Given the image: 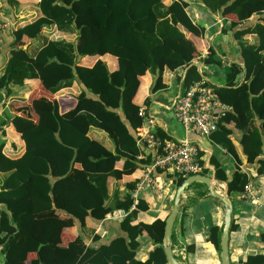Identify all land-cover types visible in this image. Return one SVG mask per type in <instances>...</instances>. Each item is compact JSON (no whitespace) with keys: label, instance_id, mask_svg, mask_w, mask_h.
Listing matches in <instances>:
<instances>
[{"label":"trees","instance_id":"16d2710c","mask_svg":"<svg viewBox=\"0 0 264 264\" xmlns=\"http://www.w3.org/2000/svg\"><path fill=\"white\" fill-rule=\"evenodd\" d=\"M201 1L213 14L236 17L235 21L226 22L228 31L236 29L253 14H264V0ZM36 6L40 17L12 32L9 58L0 76V92L7 98L11 85L37 80L46 92L58 95L77 79L98 100L88 99L81 90L78 96H73L75 109L65 116L58 113L55 103L51 112H39L38 124L19 116H13L7 122L4 134L11 128L18 138L12 145H21L23 153L10 157L0 144V174L6 175L0 183V204L5 206L0 209V248L6 256L5 264H17L22 249L31 241V226L23 222L52 209L49 176L63 179L76 164L84 171L93 190L75 186L62 207L63 212L84 227L89 217L100 221L115 209L128 211L132 205L129 194L118 200L114 208L105 204L108 200L107 179L118 182L122 177L130 176L136 166L131 157L138 153L136 139L116 111L120 110L129 127L136 131L143 122L138 114L141 107L133 102L141 77L146 74L157 77L153 90L163 88L164 71L185 70L184 88L202 80L192 64L196 48L188 36L200 37L204 29L193 24L185 12L187 4L181 0L169 4L165 0H39ZM50 26L59 32L77 33L75 43L47 42L33 56L29 55L22 48L26 44L23 39L33 41L43 28ZM225 31L222 28V32ZM246 35H254L256 42L243 41ZM234 38L240 46L243 63L242 66L230 64L224 86L213 87L220 102L231 110L222 114L216 130L209 136L210 142L223 149L236 163L235 171L227 181L225 173L212 161L215 178L227 181L229 196L241 194L244 186L251 183L250 176L238 166L240 157L233 140L236 132L240 135L238 145L245 162L256 165L253 169L256 177L264 175V24L236 31ZM104 56L115 59L114 71L108 70L101 59ZM78 57L95 58L96 61L91 66H83L78 63ZM202 63L220 65L212 50ZM240 76L243 80L238 82ZM86 101L92 102L89 109L84 105ZM76 115L82 117L87 130L82 132L73 125ZM91 128L105 133L114 151L91 140L87 135ZM156 139L164 142L165 138L158 132ZM202 157L199 152L200 164ZM117 163H121L120 169L116 168ZM137 181L126 184V190L131 192ZM183 181L182 177H177L176 187ZM28 182L30 187L27 189ZM27 201L29 205L22 210ZM144 208L138 201L134 210L120 221L127 240L117 238L108 245L91 249L85 264H166L161 246L164 221L132 225ZM232 228L230 222L229 230ZM143 233L155 246L147 260L141 262L136 259V250ZM208 240L218 247L217 228L209 230ZM259 240L264 243V231ZM45 253V247L40 249L38 264H57L62 260L48 262ZM242 264H264V255H249Z\"/></svg>","mask_w":264,"mask_h":264},{"label":"crops","instance_id":"0c3cea01","mask_svg":"<svg viewBox=\"0 0 264 264\" xmlns=\"http://www.w3.org/2000/svg\"><path fill=\"white\" fill-rule=\"evenodd\" d=\"M38 1L0 0V24L4 26L0 32V76L9 58L10 46L13 40L12 32L40 17L36 6ZM172 1L175 0H165V3L169 4ZM181 1L187 4L185 12L193 24L204 29L200 37L188 36L196 48L192 64L196 66L202 80H205L214 88H221L224 86L226 76L229 73V65L234 63L242 66L243 63L240 46L234 38L235 32L251 28L255 24H264V14H253L236 29L228 31L226 22L235 21L236 17L234 15L229 14L223 17L218 13L213 14L201 0ZM222 28L226 31L222 32ZM76 38L77 33L59 32L55 27L50 26L43 28L39 37L33 41L24 38L23 42L26 44L22 48L33 56L47 42L65 41L74 44ZM242 40L248 44L256 42L254 35H246ZM209 50L215 53L220 65H204L202 63ZM77 59L78 63L83 66H91L96 61L95 58L78 57ZM101 59L106 63L109 71L116 69L114 58L104 56ZM184 73L185 70L182 69L175 72L164 71L161 82L163 88L157 90H153L157 77L146 74L139 79V88L133 102L139 107H143L153 118L152 131L155 136L159 132L165 138L164 142L187 141L198 146L203 156L200 175L210 180L214 192L220 195L226 194L232 206L231 222L233 228L231 231L229 230L227 243L230 264H242L245 257L249 255H264V243L259 240L260 234L264 231V175L256 177L253 172L256 165H249L245 162L238 145L240 135L236 132L233 140L240 157L238 166L242 172L250 176L251 183L249 185L255 191L256 200L254 203L248 202L243 198L242 193L228 195L227 181L234 173L236 163L223 149L212 144L209 138H200L192 132L184 131L172 115V101L178 92L185 89L182 83ZM242 80L243 76H240L238 82ZM81 90L85 91L88 99L98 100L97 97L88 93L77 79L69 88L66 87L59 91L58 95H51L46 92L37 80H27L19 86L11 85L8 89L7 98L3 92H0V144L4 145L3 150L6 154L15 157L23 153L21 145H12L13 142L18 141L13 130L9 128L7 134H4L6 124L13 116L23 117L38 124L40 122L39 112H51L55 103L57 104L58 113L65 116L75 109L76 100L74 97L78 96ZM91 104V101H86L84 105L86 109H89ZM83 110L85 109L83 108ZM116 112L130 135L136 139L135 145L138 153L136 156L131 157V161L136 166L135 169H132L133 173L130 176H124L118 182L112 178H108L106 181L108 200L105 204L112 208L118 200H122L127 194L130 196L131 192L126 190V184L139 180L144 167L149 163L152 156L151 150L138 142V129L141 126L133 131L122 112L120 110ZM73 125L82 132L88 128L79 115H76ZM87 135L107 150L114 151L113 144L105 133L91 128ZM212 161L225 173L227 181L215 178V167ZM116 168L120 169L121 163H117ZM5 176L0 174V183L5 179ZM156 177L166 182V192L174 199L175 192L179 187H176L175 184L177 177L160 171L156 173ZM49 185L52 189V209L35 214L23 222L31 226V241L27 247L22 249L17 264H38V254L43 247L47 249L44 256L48 262H55L58 258H62L57 264H85L91 249L108 245L117 238L127 240V234L121 229L118 220L104 218L95 221L89 217L85 220L84 227H82L77 219L62 211V207L68 201L69 194L75 186L81 185L89 191L93 190L79 165H74L63 179L49 176ZM29 187L30 182L26 185L27 189ZM138 201L145 208L137 214L132 225L139 223L147 225L155 221H164L165 224L173 200L169 202L163 198H157L154 192L146 189L140 194ZM28 205L29 202L27 201L22 210ZM0 209H5V206L0 204ZM113 211H116V209ZM223 218V206L216 199L210 197L207 187L199 182L190 184L180 196V208L172 226L171 251L175 259L180 264H221L219 244ZM50 226H52L51 231L49 230ZM212 227L218 229V247L208 240L209 230ZM19 243L22 244L21 241ZM154 246L153 242L143 233L136 250V259L141 262L146 261ZM5 258L6 256L0 248V264H5Z\"/></svg>","mask_w":264,"mask_h":264},{"label":"built area","instance_id":"2783aa9c","mask_svg":"<svg viewBox=\"0 0 264 264\" xmlns=\"http://www.w3.org/2000/svg\"><path fill=\"white\" fill-rule=\"evenodd\" d=\"M3 28L4 26L0 24V32ZM230 110L220 102L213 86L205 80L178 92L171 104L172 115L182 129L204 139L209 138L216 130L222 114ZM138 114L143 119V124L138 129V142L149 148L152 156L130 193L132 205L129 210L113 211L105 216L106 219L121 221L126 218L137 205L140 194L146 189L154 192L157 198L172 202V196L166 192V182L156 177L159 171L183 179L200 175L202 171V165L199 163L200 150L197 145L187 141H158L152 131L154 120L151 115L143 107L139 109ZM242 195L248 202L254 203L256 200L255 191L249 184L244 186Z\"/></svg>","mask_w":264,"mask_h":264},{"label":"water","instance_id":"95a60500","mask_svg":"<svg viewBox=\"0 0 264 264\" xmlns=\"http://www.w3.org/2000/svg\"><path fill=\"white\" fill-rule=\"evenodd\" d=\"M199 182L204 184L209 192L210 197L216 199L220 204L223 206L224 209V218H223V226L222 232L220 235V262L221 264H230L229 256H228V235H229V227L231 222V211L232 206L227 198V195H220L212 189L210 185V180L207 178L202 177L201 175H195L186 178L182 184L177 188L175 192V196L173 199L172 208L170 210L169 215L167 216L164 224V236L162 240V249L165 255L166 263L167 264H180L175 257L172 255L171 251V232L172 226L175 220V217L178 213L180 208V196L182 192L192 183Z\"/></svg>","mask_w":264,"mask_h":264}]
</instances>
